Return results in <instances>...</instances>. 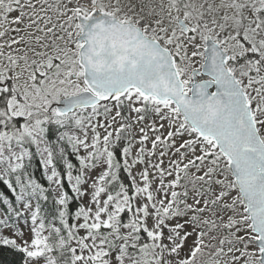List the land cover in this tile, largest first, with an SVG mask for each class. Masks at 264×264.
<instances>
[{
	"label": "snow or ice",
	"instance_id": "1",
	"mask_svg": "<svg viewBox=\"0 0 264 264\" xmlns=\"http://www.w3.org/2000/svg\"><path fill=\"white\" fill-rule=\"evenodd\" d=\"M0 264H264V0H0Z\"/></svg>",
	"mask_w": 264,
	"mask_h": 264
}]
</instances>
